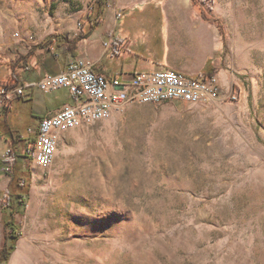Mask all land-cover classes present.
I'll return each instance as SVG.
<instances>
[{"label": "rangeland", "instance_id": "obj_1", "mask_svg": "<svg viewBox=\"0 0 264 264\" xmlns=\"http://www.w3.org/2000/svg\"><path fill=\"white\" fill-rule=\"evenodd\" d=\"M93 1L0 0V55L73 36ZM208 8L238 98L125 105L67 131L49 166L21 157L20 212L0 182V247L12 214L19 231L6 264L20 243L25 264H264V0Z\"/></svg>", "mask_w": 264, "mask_h": 264}, {"label": "crops", "instance_id": "obj_2", "mask_svg": "<svg viewBox=\"0 0 264 264\" xmlns=\"http://www.w3.org/2000/svg\"><path fill=\"white\" fill-rule=\"evenodd\" d=\"M80 34V29L73 36L58 34L59 40L34 49L33 53L29 49L48 35L28 41L18 53L1 54L0 66L28 55L23 66L14 72L18 83L30 84L45 74L60 72L70 60H82L92 70L106 76L117 75L123 82L135 73L158 69L176 70L188 76L208 73L216 74L222 92L227 91L230 73L222 26L211 17L208 0H110L92 33L79 39L74 48L68 47L67 43ZM73 102L65 89L42 92L32 86L23 95L0 105V149L18 146L15 140L26 139L23 132L32 134L43 116ZM65 133L58 134V144ZM0 170L4 171L0 182L7 184L9 164H3Z\"/></svg>", "mask_w": 264, "mask_h": 264}, {"label": "built area", "instance_id": "obj_3", "mask_svg": "<svg viewBox=\"0 0 264 264\" xmlns=\"http://www.w3.org/2000/svg\"><path fill=\"white\" fill-rule=\"evenodd\" d=\"M42 92L65 89L74 98L53 112L43 116L36 130H32L33 141L30 154L39 160V166H49L55 157L58 134L106 120L129 104L162 105L174 102L187 104H211L238 98V90L223 93L216 74L207 77L188 76L176 70H153L139 72L128 81L117 76H106L91 69L82 60H70L56 74H45L31 83L0 84V105L8 103L15 96H21L30 87ZM4 157L11 159L8 150Z\"/></svg>", "mask_w": 264, "mask_h": 264}, {"label": "trees", "instance_id": "obj_4", "mask_svg": "<svg viewBox=\"0 0 264 264\" xmlns=\"http://www.w3.org/2000/svg\"><path fill=\"white\" fill-rule=\"evenodd\" d=\"M109 1L110 0H94L92 2L90 9L85 15V17L79 21V29L81 31V34L77 36L74 40H72V42H68L67 43L68 47L74 48L76 43L79 41V39L86 38L92 33L95 26L99 24L101 17H102V12L104 10V7ZM55 40H59L58 34L46 36L41 42L32 46L29 49L30 53H33L34 49L43 48L44 46H49ZM26 58H28V55L23 54V55H20L14 63L5 64L3 68L2 66H0V84L1 83L7 84V85L18 84V78H17L16 73L14 72V69L16 67L23 66L24 60H26ZM208 75L210 74L203 73L200 76L207 77ZM3 76L6 77V79H4ZM15 141L21 142L24 154H20V152L17 151V149H15L14 146L10 147L8 150L11 156V159H9L8 162H9V167L12 173V180L10 184L11 186L10 191L8 192V196H7L6 205L7 207L11 208V210L20 212L21 210L19 206L22 205V202H21L22 200H15L17 204H15L13 201L14 198L23 196L22 194L15 192L16 186L21 185L19 183V181H21V178L17 175L21 167L19 163V159L21 157L27 156L30 153L33 136L29 139L28 138L23 139V140L18 139ZM25 141L28 142V145L25 143V146H24L23 142ZM5 226L8 229L4 236V242L0 247V264L7 263L10 254L15 249L16 240L19 237L18 229L13 226V214L11 215V218L5 222Z\"/></svg>", "mask_w": 264, "mask_h": 264}, {"label": "bare ground", "instance_id": "obj_5", "mask_svg": "<svg viewBox=\"0 0 264 264\" xmlns=\"http://www.w3.org/2000/svg\"><path fill=\"white\" fill-rule=\"evenodd\" d=\"M39 164V160H36ZM25 241V239H24ZM27 241V240H26ZM25 241V242H26ZM23 243H20L19 248L17 249L16 253L14 254L13 258L11 259L10 264H25V259L27 257L26 251L24 249Z\"/></svg>", "mask_w": 264, "mask_h": 264}]
</instances>
